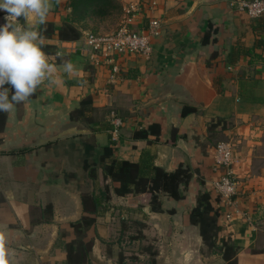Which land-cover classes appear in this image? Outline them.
Here are the masks:
<instances>
[{"label": "crops", "instance_id": "1", "mask_svg": "<svg viewBox=\"0 0 264 264\" xmlns=\"http://www.w3.org/2000/svg\"><path fill=\"white\" fill-rule=\"evenodd\" d=\"M74 1L50 0L46 19L82 33L77 41L45 39L44 46L63 52L49 55L59 83L46 80L28 102L5 112L0 131V232L10 264H67L65 243L74 235L62 242L61 226L81 219V193L106 186L112 197L97 220L91 264H151L150 249L155 264H227L190 222L204 190L220 213V238L239 249L238 264H264V31L241 10L250 0H114L96 2L87 14L74 11ZM132 14L137 27L161 22L151 58L122 55L98 65L84 50L86 35L112 34ZM6 15L0 11V26ZM65 61L73 73L64 71ZM5 87L11 99L14 89ZM87 98L100 115L89 125L72 120ZM118 121L117 135L99 130L104 122L115 129ZM154 125L158 134L150 131ZM222 142L236 146L232 204L215 191ZM107 146L119 160L168 172L190 168L184 199L162 195L164 211L156 213L151 195L118 196L101 170L95 186L84 167ZM47 205L54 207L52 222L34 223L32 209Z\"/></svg>", "mask_w": 264, "mask_h": 264}, {"label": "trees", "instance_id": "2", "mask_svg": "<svg viewBox=\"0 0 264 264\" xmlns=\"http://www.w3.org/2000/svg\"><path fill=\"white\" fill-rule=\"evenodd\" d=\"M114 0H75L73 8L76 12L88 13L89 9L96 2L104 5H113ZM99 10V9H98ZM96 11V9L94 10ZM98 12V11H96ZM260 26L264 31V19H259ZM46 39L58 38L61 41H77L82 33L72 24L65 23L62 27H56L52 23H44L40 30ZM43 51L50 56L57 54V49L52 46H44ZM96 115V116H95ZM106 116V113L103 114ZM97 111L93 108L92 100L85 99L80 109L72 114L73 121H84L88 125L98 121ZM7 114L0 111V131L4 130ZM100 124V122H98ZM159 126L150 127V131L159 133ZM99 130L113 131V126L104 122L100 124ZM149 131H141L138 136L146 137ZM114 144V143H113ZM84 170L88 177L94 181L95 186L99 177V171L103 172L106 180H111V187L118 196H140L151 195L150 207L152 212L162 213V195L173 198L177 201L184 199V189L189 186L193 173L188 167H180L174 172L156 166L152 162L141 161L134 163L119 160L116 157L115 149L112 146L103 148L100 159L96 163H86ZM111 188L96 189L92 192L81 193L82 217L80 220L61 226L62 242L69 238L68 232H72L74 239L65 243L68 254L67 264H91L90 255L98 237L97 220L106 211L107 203L111 200ZM34 223L52 222L54 207L47 205L42 208L32 209ZM39 216L41 220H37ZM219 213L212 204L211 194L204 190L198 197L197 204L191 212L190 222L200 228L204 244L213 253H221L227 264H238L237 249L230 241L220 238L221 227L218 224ZM43 218V219H42ZM51 218V219H49ZM36 219V220H35ZM152 257L151 264H155L156 254L150 249Z\"/></svg>", "mask_w": 264, "mask_h": 264}, {"label": "clouds", "instance_id": "3", "mask_svg": "<svg viewBox=\"0 0 264 264\" xmlns=\"http://www.w3.org/2000/svg\"><path fill=\"white\" fill-rule=\"evenodd\" d=\"M51 8L50 0H0V11H4L5 24L0 26V111L11 112L15 106L26 103L46 81L59 83L57 66L43 51L45 37L37 25L46 23ZM26 22L19 24L20 19ZM59 55V53L57 54ZM65 72L71 74L74 66L63 63ZM5 85L14 89L10 91ZM7 238L0 232V264H10Z\"/></svg>", "mask_w": 264, "mask_h": 264}, {"label": "built area", "instance_id": "4", "mask_svg": "<svg viewBox=\"0 0 264 264\" xmlns=\"http://www.w3.org/2000/svg\"><path fill=\"white\" fill-rule=\"evenodd\" d=\"M241 10L253 19H264V0L243 1ZM136 18L137 16L132 14L127 22L112 34L88 33L84 39V50L98 65L112 63L116 57L122 55L150 59L154 51L153 39L160 35L161 22L153 20L147 27L142 28L137 27ZM57 54V57L63 56L62 50L58 49ZM115 124L113 134L117 135L122 123L118 121ZM216 149L214 170L218 178L215 191L221 202L232 204L239 188V180L233 168L237 160L236 146L232 142H222Z\"/></svg>", "mask_w": 264, "mask_h": 264}]
</instances>
